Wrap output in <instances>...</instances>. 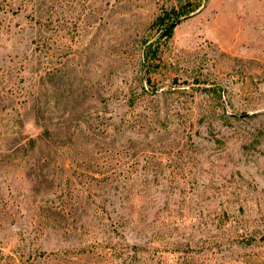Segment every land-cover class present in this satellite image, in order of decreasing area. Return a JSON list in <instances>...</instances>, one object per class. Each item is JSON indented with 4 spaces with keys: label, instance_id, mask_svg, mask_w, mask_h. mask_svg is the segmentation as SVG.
<instances>
[{
    "label": "rangeland",
    "instance_id": "rangeland-1",
    "mask_svg": "<svg viewBox=\"0 0 264 264\" xmlns=\"http://www.w3.org/2000/svg\"><path fill=\"white\" fill-rule=\"evenodd\" d=\"M122 244L264 264V0H0V264Z\"/></svg>",
    "mask_w": 264,
    "mask_h": 264
},
{
    "label": "trees",
    "instance_id": "trees-1",
    "mask_svg": "<svg viewBox=\"0 0 264 264\" xmlns=\"http://www.w3.org/2000/svg\"><path fill=\"white\" fill-rule=\"evenodd\" d=\"M171 27L172 25L165 27L166 34H170ZM106 249L112 250L111 252L106 250L105 253L99 254L100 258H103L102 264H148L149 262V257L147 256L149 251L145 250V248L141 246L122 244L118 246H110ZM82 251L84 252V250ZM113 258H118V262H114ZM177 262L180 264H195L193 259L186 256H180L175 263Z\"/></svg>",
    "mask_w": 264,
    "mask_h": 264
}]
</instances>
